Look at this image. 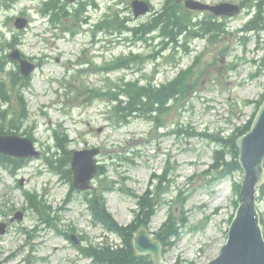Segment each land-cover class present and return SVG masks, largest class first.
Segmentation results:
<instances>
[{"label":"rangeland","instance_id":"rangeland-1","mask_svg":"<svg viewBox=\"0 0 264 264\" xmlns=\"http://www.w3.org/2000/svg\"><path fill=\"white\" fill-rule=\"evenodd\" d=\"M83 1L81 8L78 2L69 5L65 17L56 24L40 13L44 0H0V9L10 5L0 11V61L4 67L0 66V81L8 84L10 70L19 69L17 62L8 57L14 50L8 43L16 41V48L39 63L31 76L30 87L18 90L28 117L18 122L16 131L31 134L42 151L40 157L32 158L15 174L0 167V221L9 222L18 210L25 213L22 220L10 222L7 232L0 236L3 264H92L67 233L85 234V243L103 238L120 242L117 235L91 220L83 192L74 190L69 195L68 179L48 164V157L53 160L62 157L57 149L55 129L68 133L72 140L69 147L73 150L101 148L98 160L104 164L105 181H113L114 188L121 187L106 192L107 207L120 223L127 224L134 216L136 201L128 192L153 189L152 184L157 183L154 176L165 175L166 171L167 180L159 187L165 202L153 216L152 229L158 230L170 211L183 217L186 226L175 246L167 248L164 259L169 264H205L220 253L228 239L239 196L233 185L243 182L245 172L239 170L221 180H211L214 172L207 170L214 161L217 146L197 133L220 131L228 135L257 111L255 101L264 93V35L249 32L246 36L241 31L252 13L250 2L200 0L237 2L244 8L232 18L218 17L219 22H224L220 34L192 39L187 50L170 46L160 51L164 45H160L157 32L149 34L148 40L135 41L132 33L114 25L120 24L117 16L120 20L130 17L124 21L130 26L146 22L160 10L164 0H149L154 7L152 12L139 18H134L132 0ZM178 1L177 8L181 10L185 0ZM22 11L31 19L27 30L18 29L14 23ZM207 12L190 10V16L200 19L209 15ZM104 18V23L112 26L95 30V23ZM183 41L184 38L180 43ZM131 51L143 54L138 63H128L126 68H111L107 64ZM156 51L160 53L155 58L146 56ZM197 57L200 64L197 74L202 70V84L187 100L169 102L178 103L160 117L158 122H163L165 127L159 131L144 116L118 124L109 102L95 98L92 90H86L106 89L128 80L160 84L171 80ZM177 61L181 62L179 68L173 65ZM16 98L12 110L22 111L21 99ZM3 121L0 119V126L7 125L8 120ZM174 128L180 129V133L173 132ZM45 170V175H39ZM26 189L47 200L52 216L58 218L59 232L42 222L39 213L30 207L24 194ZM257 209L264 231V196L260 190ZM72 227L76 230L71 231Z\"/></svg>","mask_w":264,"mask_h":264},{"label":"trees","instance_id":"trees-1","mask_svg":"<svg viewBox=\"0 0 264 264\" xmlns=\"http://www.w3.org/2000/svg\"><path fill=\"white\" fill-rule=\"evenodd\" d=\"M252 5L255 6V14L248 21L245 26L247 31H264V0H251ZM59 1L50 0L46 5L51 9L55 5H58ZM58 8L61 9L58 5ZM49 10V9H48ZM193 25H199L198 29H193ZM219 23L211 20H203L196 24L190 22L188 17H184L178 10L177 4L171 3V0H167L164 7L160 12H157L147 23L142 24L140 27L134 28L135 33L147 34L153 30H159L163 36L177 41V37L183 33H192L194 35H205V33H212L218 31ZM203 31L202 34L199 32ZM190 70V69H189ZM189 70H182L175 79L170 82L160 84L159 86L151 83L147 85H140L135 82H127L124 85H119L117 90L113 87L109 88L107 92L101 89H94L99 96H108L109 100L115 101L113 110L116 113L121 114V118L126 119L133 114L145 115L151 118L158 119L160 114L165 113L169 107L166 104L172 99H181L186 96V93L190 92L189 81L187 82ZM21 79L20 74L13 73L12 83L16 85ZM23 84H29L28 79H24ZM9 93H7L4 83H0V101L4 102L9 99ZM121 96H126L123 99ZM258 101V103H260ZM156 113V115H153ZM0 116L7 117L6 110H2L0 107ZM11 122H15V118L11 119ZM251 121L245 124L243 127H238L231 135L223 137L220 134L208 135L213 138L220 145L219 149L215 150V165L212 167L222 166L223 172L221 176L228 173H232L235 170L241 169L239 162V147L237 145V138L249 130ZM0 133H6L0 128ZM58 146L63 151V156L60 161L62 162V172H65L66 176L72 180V170L67 167L64 170L63 165H68L71 160V151L68 150L66 142V136H60L57 134ZM229 157V159H227ZM24 159L12 158L9 155L0 154V163L7 166L10 169L18 168L24 163ZM57 169H60V165L57 164ZM101 174L104 172L103 167H100ZM98 188L92 191V195L86 197L89 203V209L92 212L93 220L102 224L107 230L115 232L121 238L120 244L112 245L106 241L99 243H88L82 245L79 249L88 257L92 258L94 264H156L153 257L150 254L138 255L133 245V237L135 231L140 226L149 227L151 219L155 214L156 208L161 201V193L158 191L162 179L159 181L157 189L152 191L146 190L143 194H137L134 191L131 192L133 196L137 198V209L134 210L135 217L127 225L120 224L114 215L108 210L106 205V198L104 192L110 190L114 186L110 182H102ZM102 182V183H101ZM241 189V184L236 186L237 192ZM264 193V184L261 187ZM31 204L38 207V202L35 195H29ZM183 219L176 218L172 212L169 213L167 220L163 223L162 227L156 232V237L160 239L164 247L172 246L174 244L173 238H178L181 234V226H184Z\"/></svg>","mask_w":264,"mask_h":264},{"label":"water","instance_id":"water-1","mask_svg":"<svg viewBox=\"0 0 264 264\" xmlns=\"http://www.w3.org/2000/svg\"><path fill=\"white\" fill-rule=\"evenodd\" d=\"M133 5L136 15L148 10V5L142 1L135 0ZM187 5L192 8H210L217 14H233L239 10L237 5L207 6L191 0L187 1ZM18 21L22 27V20ZM13 56L18 57V53ZM22 63L23 72L29 74L34 66L24 60ZM238 146L240 148V163L246 172L243 189L240 193V206L230 227L228 242L222 247L220 255L206 264H264V235L254 202L256 187L264 182V103L251 131L239 138ZM0 151L20 156L38 154L30 140L15 135H0ZM98 152L99 150L93 149L75 153L73 169L77 187L81 189L90 187V180L97 172L94 155ZM17 216L21 218L22 213ZM5 228V224L0 225V233H4ZM135 247L139 253L152 252L157 264H167L160 262L161 244L154 240L146 229L138 230Z\"/></svg>","mask_w":264,"mask_h":264}]
</instances>
